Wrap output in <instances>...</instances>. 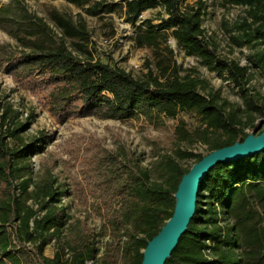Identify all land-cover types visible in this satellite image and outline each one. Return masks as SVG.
<instances>
[{
  "label": "trees",
  "instance_id": "16d2710c",
  "mask_svg": "<svg viewBox=\"0 0 264 264\" xmlns=\"http://www.w3.org/2000/svg\"><path fill=\"white\" fill-rule=\"evenodd\" d=\"M67 1L91 16L124 7L125 19L131 24L146 9L162 5L167 17L158 23L145 20L144 30L134 36L137 47L152 49L158 73L149 68L143 78H136L124 68L94 59L89 52L82 57L74 54L63 36L81 40L77 46L85 50L83 42L89 33L81 19L74 21L54 11L52 19L63 36L51 39L42 18L22 15L17 19L1 8L0 29L22 42L19 55L4 60L15 82L36 77L33 88L42 84L48 88L45 106L58 120L68 109L81 116L149 121L193 111L200 124L189 128L179 121L173 149L153 156L147 164L123 143L115 149L99 142L93 145L88 173L102 229L108 235L98 255L97 233L84 222L66 246L54 243L66 224V210L56 204L51 171L35 175L30 162L44 148L48 134L42 131L40 137L25 141L22 132L31 121L23 123L9 103L0 105V264H140L147 241L173 213L174 193L182 175L205 155L188 147L203 144L207 154L243 140L246 128H257L252 116L261 108L246 87L248 67L220 57L206 37L204 1L183 8L180 0ZM225 2L248 7L253 22L245 18L239 24L241 37L245 42L264 44V0ZM169 36L187 55L199 58L209 70L234 84L246 106L242 116L226 109L218 91L203 94L199 79L178 73ZM188 159L195 161L184 167L181 161ZM221 214L230 222H223ZM51 242L54 252L47 256L44 250ZM164 264H264V150L218 163L206 173L199 184L195 213Z\"/></svg>",
  "mask_w": 264,
  "mask_h": 264
},
{
  "label": "rangeland",
  "instance_id": "374dc122",
  "mask_svg": "<svg viewBox=\"0 0 264 264\" xmlns=\"http://www.w3.org/2000/svg\"><path fill=\"white\" fill-rule=\"evenodd\" d=\"M195 1L180 0L182 8L185 4H193ZM202 1L205 2L202 27L206 37L215 46L217 54L248 67L246 87L261 112L252 116L253 124L257 125V128L248 127L245 131L256 133L264 127V44L257 40L245 42L241 37L239 24L245 18L253 22L248 7L234 5L225 0ZM1 8L7 9V13L17 19H21L22 15H37L42 18L51 30V39L54 36H63L61 29L52 19L54 11L65 14L74 21L81 19L89 33L88 41L83 42L85 50H80L77 46L82 43L81 40L63 36L74 54L82 57L89 52L94 59L124 68L136 78H143L149 68L158 73L152 49L137 47L134 36L138 31L144 30L145 20L150 19L153 23H158L167 17L162 5L146 9L135 24L126 21L125 8L121 6L100 16L88 15L81 6L67 0H0ZM258 23L259 21H256V24ZM235 37L237 42L233 40ZM167 43L173 49V61L180 75L199 79V91L203 94L218 91L227 110H234L238 116L243 115L246 109L244 100L230 80L209 70L199 58L187 55L172 36L168 37ZM21 49L22 42L19 39L0 29V105L9 103L19 111V119L23 123L31 121L27 130L22 132L25 141L40 137L42 131L48 134L44 148L34 155L30 162L35 175L47 169L51 171L57 188L56 204L66 210V224L54 243L59 241L60 246H66L84 222L97 233L96 246L99 255L105 247L108 235L107 230L102 229V220L88 173L94 155L93 145L99 142L100 145L115 149L117 144L123 143L147 164L153 156L173 149L174 132L179 121H184L186 126L191 128L200 124V117L190 111L181 112L175 118L160 116L152 121L142 117L105 119L93 114L77 115L74 109H68L63 119L58 120L45 106L44 94L48 91L45 85L33 88V80L36 81V77L30 82L17 83L9 76V62L4 60L18 56ZM242 121L244 122L245 118H242ZM183 147L186 148L185 145ZM188 148L195 153L207 152L206 146L200 143ZM194 161L195 159L182 160L181 164L188 167ZM220 217L223 222H230L224 214ZM54 243L51 242L45 247V255H53Z\"/></svg>",
  "mask_w": 264,
  "mask_h": 264
},
{
  "label": "water",
  "instance_id": "95a60500",
  "mask_svg": "<svg viewBox=\"0 0 264 264\" xmlns=\"http://www.w3.org/2000/svg\"><path fill=\"white\" fill-rule=\"evenodd\" d=\"M264 150V128L260 133H248L243 140L210 151L194 162L184 173L174 193V209L160 231L142 250L140 264H164L186 231L196 209L199 184L206 173L218 163L248 158Z\"/></svg>",
  "mask_w": 264,
  "mask_h": 264
},
{
  "label": "built area",
  "instance_id": "2783aa9c",
  "mask_svg": "<svg viewBox=\"0 0 264 264\" xmlns=\"http://www.w3.org/2000/svg\"><path fill=\"white\" fill-rule=\"evenodd\" d=\"M90 262H87L86 264H89Z\"/></svg>",
  "mask_w": 264,
  "mask_h": 264
}]
</instances>
